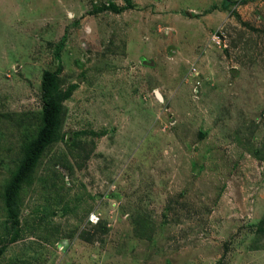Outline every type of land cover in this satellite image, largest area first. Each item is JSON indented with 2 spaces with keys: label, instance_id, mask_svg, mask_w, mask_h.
Here are the masks:
<instances>
[{
  "label": "rangeland",
  "instance_id": "rangeland-1",
  "mask_svg": "<svg viewBox=\"0 0 264 264\" xmlns=\"http://www.w3.org/2000/svg\"><path fill=\"white\" fill-rule=\"evenodd\" d=\"M130 1L0 0V264H264V0Z\"/></svg>",
  "mask_w": 264,
  "mask_h": 264
},
{
  "label": "trees",
  "instance_id": "trees-1",
  "mask_svg": "<svg viewBox=\"0 0 264 264\" xmlns=\"http://www.w3.org/2000/svg\"><path fill=\"white\" fill-rule=\"evenodd\" d=\"M125 6L118 7L115 4L103 5L99 8H95L94 11L101 12L102 10H109L113 13H120L124 9H132L134 5L130 0H123ZM244 1L237 0H222L220 9L226 10L230 5H236ZM217 9V7H213ZM188 12H183V15L189 16ZM64 45V36L60 39L58 44V50L55 52V58L57 61L59 58V49ZM60 67L56 71L46 70L42 73L40 90L41 98L43 100L42 106V126L38 131L36 137L30 141L27 146V151L20 162L17 170L10 179L7 188L5 190V206L10 219L14 226L19 225L18 214L15 209L16 195L23 182L28 178L29 174L36 165V162L45 148L56 138V134L59 130L61 104L57 92V82ZM261 227L264 228V221L261 222ZM18 235V230L15 232L14 239ZM12 241H14L12 239ZM5 246L0 247V255L3 254Z\"/></svg>",
  "mask_w": 264,
  "mask_h": 264
},
{
  "label": "built area",
  "instance_id": "built-area-1",
  "mask_svg": "<svg viewBox=\"0 0 264 264\" xmlns=\"http://www.w3.org/2000/svg\"><path fill=\"white\" fill-rule=\"evenodd\" d=\"M212 39H213V40H212L213 42L215 41L214 44L220 46L221 40H220L219 36H217V35H213V36H212ZM97 219H98V217H97L95 214H90L89 217H88V220H89L90 222H97Z\"/></svg>",
  "mask_w": 264,
  "mask_h": 264
}]
</instances>
